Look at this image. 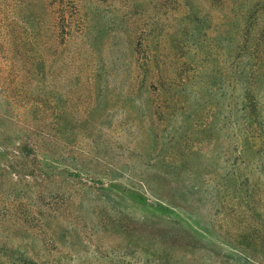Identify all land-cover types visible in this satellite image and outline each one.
Instances as JSON below:
<instances>
[{
    "label": "rangeland",
    "instance_id": "374dc122",
    "mask_svg": "<svg viewBox=\"0 0 264 264\" xmlns=\"http://www.w3.org/2000/svg\"><path fill=\"white\" fill-rule=\"evenodd\" d=\"M253 117L264 0H0V264H251Z\"/></svg>",
    "mask_w": 264,
    "mask_h": 264
},
{
    "label": "trees",
    "instance_id": "16d2710c",
    "mask_svg": "<svg viewBox=\"0 0 264 264\" xmlns=\"http://www.w3.org/2000/svg\"><path fill=\"white\" fill-rule=\"evenodd\" d=\"M70 9L67 10L63 6L59 7V16H58V22H60L61 26V37L64 39V36L66 35V28L70 20L75 17L78 14V9L76 6L69 7ZM257 117V115H255ZM252 122L250 124V144L249 149L251 153L260 154L261 162L264 163V125L263 123H258L255 117H253ZM259 124V126L257 125ZM15 152L21 154V155H37L36 145L34 143H31L29 140L24 141L18 149H15ZM162 210V209H160ZM258 232L259 230L257 228L252 229V236L249 237V240H241L239 244H246L247 248L252 252L248 255L245 254V258L249 263L251 264H264V256H260L258 253V249L260 246H264V241L258 239ZM242 252V251H241ZM260 256V257H259ZM260 260L262 262H258L257 260Z\"/></svg>",
    "mask_w": 264,
    "mask_h": 264
}]
</instances>
